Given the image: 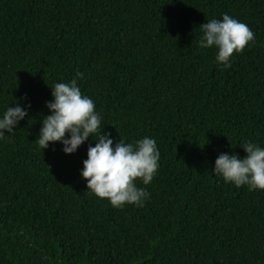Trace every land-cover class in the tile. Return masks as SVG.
<instances>
[{
    "label": "trees",
    "instance_id": "1",
    "mask_svg": "<svg viewBox=\"0 0 264 264\" xmlns=\"http://www.w3.org/2000/svg\"><path fill=\"white\" fill-rule=\"evenodd\" d=\"M224 14L255 34L228 68L199 46ZM74 78L113 146L156 141L143 206L87 189L95 137L38 146L51 88ZM15 106L27 115L0 138V264H264V190L213 172L245 141L264 148V0H0V118Z\"/></svg>",
    "mask_w": 264,
    "mask_h": 264
},
{
    "label": "clouds",
    "instance_id": "2",
    "mask_svg": "<svg viewBox=\"0 0 264 264\" xmlns=\"http://www.w3.org/2000/svg\"><path fill=\"white\" fill-rule=\"evenodd\" d=\"M200 28L203 35L199 46L204 49L214 46L218 50L216 61L224 68L230 67L235 54L242 53L255 42L250 27L228 14H224L221 20L202 23ZM76 77L83 78V73L77 72ZM51 90L54 100L46 102V106L52 114L42 121L37 139L40 149L47 148L49 142L59 141L65 153H73L90 135L95 137L98 142L88 147L81 171L87 189L97 198L107 199L117 209L125 205L143 206L149 193L138 187L137 181L148 185L157 174L160 154L156 141L144 137L134 144L120 140L113 146L110 134L102 132L101 116L94 101L82 94L77 79L56 83ZM26 115L25 108L8 107L0 118V138L4 137L5 130L12 133L18 121ZM241 146L246 152L243 158L222 153L215 160L213 172L236 187L247 185L250 191L264 190V148L247 141Z\"/></svg>",
    "mask_w": 264,
    "mask_h": 264
}]
</instances>
